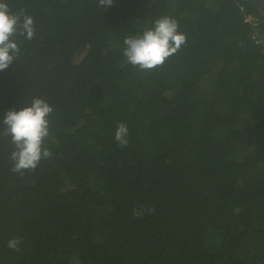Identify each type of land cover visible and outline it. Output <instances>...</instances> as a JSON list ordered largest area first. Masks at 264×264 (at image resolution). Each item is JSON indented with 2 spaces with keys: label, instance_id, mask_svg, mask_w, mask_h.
Masks as SVG:
<instances>
[{
  "label": "trees",
  "instance_id": "trees-1",
  "mask_svg": "<svg viewBox=\"0 0 264 264\" xmlns=\"http://www.w3.org/2000/svg\"><path fill=\"white\" fill-rule=\"evenodd\" d=\"M5 2L36 35L0 72V120L54 111L53 156L23 175L0 127V264H264V0ZM163 15L186 43L142 71L123 38Z\"/></svg>",
  "mask_w": 264,
  "mask_h": 264
},
{
  "label": "clouds",
  "instance_id": "clouds-1",
  "mask_svg": "<svg viewBox=\"0 0 264 264\" xmlns=\"http://www.w3.org/2000/svg\"><path fill=\"white\" fill-rule=\"evenodd\" d=\"M99 5L112 6L113 0H98ZM21 36L32 40L36 35L34 18L23 9L13 13L5 0H0V72L9 68L20 55V45L15 39ZM186 35L179 30L178 21L168 15L155 18L150 27L137 35L123 38L122 54L127 62L142 71H150L162 66L167 58L176 54L186 43ZM54 109L44 98L36 96L31 102L18 109H8L0 120L3 135L8 137L11 151L8 159L10 171L23 175L25 171L37 168L41 160H48L53 152L45 146L51 135L50 117ZM128 127L118 122L114 139L120 147L128 143ZM154 208L142 205L132 209L134 217H142L145 212L152 214ZM22 238L13 236L6 246L19 250Z\"/></svg>",
  "mask_w": 264,
  "mask_h": 264
},
{
  "label": "built area",
  "instance_id": "built-area-1",
  "mask_svg": "<svg viewBox=\"0 0 264 264\" xmlns=\"http://www.w3.org/2000/svg\"><path fill=\"white\" fill-rule=\"evenodd\" d=\"M245 22H249V24H251L252 26H257L259 20L256 16H253L251 14H248L245 16L244 18Z\"/></svg>",
  "mask_w": 264,
  "mask_h": 264
}]
</instances>
